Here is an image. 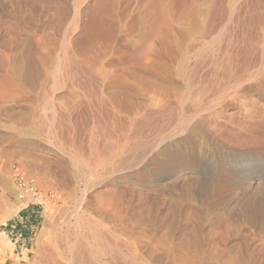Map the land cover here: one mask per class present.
Listing matches in <instances>:
<instances>
[{
  "label": "rangeland",
  "instance_id": "1",
  "mask_svg": "<svg viewBox=\"0 0 264 264\" xmlns=\"http://www.w3.org/2000/svg\"><path fill=\"white\" fill-rule=\"evenodd\" d=\"M263 3L0 0V233L40 208L15 264H36L56 232L68 258L94 259L91 251L109 246L115 264H264ZM93 14L102 28L89 35ZM147 31L162 37L152 40L157 73L143 66ZM191 38L221 41L228 55L207 48L197 53L207 66L196 65L194 52L182 57ZM246 40L259 44L249 56L239 49ZM231 72L222 99L208 105L203 87ZM164 98L176 104L161 116ZM26 183L36 197L2 221ZM7 250L0 245V264Z\"/></svg>",
  "mask_w": 264,
  "mask_h": 264
},
{
  "label": "bare ground",
  "instance_id": "2",
  "mask_svg": "<svg viewBox=\"0 0 264 264\" xmlns=\"http://www.w3.org/2000/svg\"><path fill=\"white\" fill-rule=\"evenodd\" d=\"M216 1V0H215ZM100 2V1H99ZM211 2H213V1H211ZM261 2V1H260ZM102 3V2H101ZM101 3H99L98 5H97V9H98V7L101 5ZM214 3V2H213ZM256 3V2H255ZM73 4V3H72ZM147 4V3H146ZM216 4V3H215ZM214 4V6L216 7V5L217 4H219L220 5V3L218 2L216 5ZM223 5V4H222ZM263 5H264V3H263ZM74 6V5H73ZM145 6V5H144ZM256 6V5H255ZM101 7V6H100ZM149 7H150V5H149ZM166 7V6H165ZM221 7V6H220ZM164 8V7H163ZM96 9V8H95ZM146 9V8H145ZM158 9H160V7L158 8ZM157 9V10H158ZM214 9V8H213ZM262 9V8H261ZM148 10V9H147ZM146 10V11H147ZM149 10H151V9H149ZM99 11V10H98ZM154 11H155V9H154ZM161 11L162 12H164V9H162V7H161ZM159 12V11H158ZM157 12V14H159ZM154 13V12H153ZM96 14V13H95ZM151 14H152V12H151ZM166 14V13H165ZM147 15V14H146ZM156 15V14H155ZM154 15V16H155ZM94 16H96V15H94L93 14V16H92V18H91V21H90V24H89V28L87 29V32H88V34L89 35H94L95 33H99L100 32V30H101V28H102V24H101V20H98L97 18H95ZM142 16V15H141ZM153 16V15H152ZM158 17H159V15H158ZM146 18V17H145ZM156 18V17H155ZM162 18H165V16L164 17H162V15H161V21H163L162 20ZM167 18V17H166ZM166 18H165V20H166ZM150 20H151V18H150ZM158 20V18H156V21ZM141 21V20H140ZM167 22H169L168 20H167ZM135 23V22H134ZM139 23V22H138ZM151 23V22H150ZM150 23H148V24H150ZM154 23V22H153ZM153 23H151L150 25H151V27H148V28H150L149 30V32L152 34V35H154V37H156L157 36V34H158V32L161 30H159L158 31V25H156V22L153 24ZM164 23H165V25L164 26H166V22L164 21ZM211 23V22H210ZM158 24V23H157ZM170 25V22L169 23H167V25ZM149 25V26H150ZM159 25H160V23H159ZM161 27H162V24L160 25ZM170 27V26H169ZM165 28V27H164ZM210 28V27H209ZM201 31V30H200ZM148 32V31H147ZM149 32H148V36L149 37H151V38H146V41H145V44H144V47L142 48V51L143 52H141V53H143V55H144V57H143V60L145 61V63H144V69H145V71H147V72H150V73H157L159 70H160V68H159V65L157 64V63H155V65H152L151 64V62H152V60H153V58L154 57H158V58H161V52H160V50L159 51H156L155 49H154V47H155V45H154V43L152 42V40L153 39H159V40H161L162 39V37L161 38H152V36H150L149 35ZM161 32V31H160ZM170 33V32H169ZM168 33V34H169ZM159 35V34H158ZM147 36V35H146ZM139 37V36H138ZM170 37V36H169ZM244 39V38H243ZM173 41V39H171V38H163V42L164 41H166L170 46H173V48L175 49V48H177V45H176V43L174 42L173 44H172V42H170V41ZM248 40V39H247ZM242 41L240 44H241V47L239 48L240 49V53L242 54V53H246V56H249V54H251L253 51H254V49L257 47V46H259V44H257V43H255V41ZM154 41V40H153ZM153 44H152V43ZM162 42V41H161ZM183 42V41H182ZM196 42H198L199 44H197ZM240 42V41H239ZM157 43V42H156ZM211 43V42H210ZM221 43V41L219 42V43H215V44H209V42H208V38H191L190 39V41H189V43L187 44V47H185V49H186V51L185 52H183L182 51V57H184L185 55H186V52H187V55H191L192 53L191 52H194L196 55H193L194 57H195V63H196V65H205V66H207L206 65V62L205 61H207L206 59L204 60H202V59H200L197 55L199 54V55H203V50H205V49H207V48H209V49H211L213 52H215V51H219V53H221L222 55H223V58L225 57V56H227L228 55V50H229V47L230 46H228V47H224L223 45H221L220 44ZM229 43H230V41H229ZM225 44H226V41H225ZM260 44H261V46H263L264 47V40H261L260 41ZM152 45L154 46V47H152ZM234 45V44H233ZM180 46V45H179ZM202 48V49H198V48ZM215 47V48H214ZM233 47V46H232ZM137 48V47H136ZM156 48V47H155ZM182 48V47H181ZM238 48V47H237ZM172 49V48H171ZM173 49V50H174ZM242 49H244V51L242 50ZM257 49V48H256ZM200 50H201V52H200ZM141 51V50H140ZM140 51H138V52H140ZM138 52H137V54H138ZM171 53L172 54H174V52H172V50H171ZM198 53V54H197ZM209 53H210V51H209ZM170 54V53H169ZM168 54V55H169ZM238 54H239V52H238ZM243 55V54H242ZM245 55V54H244ZM262 55V54H261ZM140 56V55H139ZM239 56H240V54H239ZM245 56V57H246ZM244 57V56H243ZM252 57V56H251ZM239 58V57H238ZM248 58V57H247ZM243 59V58H242ZM155 60V59H154ZM247 60L245 59V62H246ZM251 62V61H250ZM241 63H243L242 61H241ZM250 64V63H249ZM264 64V63H263ZM210 65V64H209ZM243 65V64H242ZM85 66V65H84ZM179 67H181L180 66V64H179ZM231 67V66H230ZM242 68V70H240L241 71V73H245L246 71H247V68H243V67H241ZM230 69V68H229ZM161 71L162 72H164V75L166 76V75H169V73H170V75H172V72H171V70H170V68H168L167 67V65H161ZM91 73V72H90ZM93 73V72H92ZM224 73V72H223ZM232 73L233 72H231V75L227 78L224 74H222V77H221V83H219V85L218 86H214V85H205L203 88V91H202V93H203V97H204V94H206V96H207V99H208V105L209 104H215L216 102H218L220 99H222V97H223V94H224V92L226 91V89H225V87H227V82L228 81H230L231 79H233V75H232ZM89 74V73H88ZM87 75V74H86ZM88 76V75H87ZM90 76H91V74H90ZM3 82V81H2ZM5 82V81H4ZM3 84V83H2ZM152 87V82L151 81H149V80H144V89H146L147 91L148 90H150V88ZM1 89V88H0ZM6 89V88H5ZM5 89H3V91H5ZM165 89V91L164 92H162L161 94H163L164 96H166V95H168L169 94V92H170V89H168V88H164ZM2 90V89H1ZM3 91H2V93H3ZM222 92V93H221ZM5 94H6V92H5ZM219 94V99H212L211 101H209V99H210V95H218ZM1 96H2V94H0ZM202 98V97H201ZM235 98H231V99H229L228 101H226V99H225V107L227 108V107H229V106H232V105H234L235 104ZM206 101V100H205ZM224 101V100H223ZM161 103H163V104H161L162 106H160V110H159V112L161 113V116H163V115H166V113H168V112H171L172 110L171 109H173L174 108V105L176 104L175 103V101L173 100V99H171V98H164V99H162V102ZM220 103V102H219ZM217 104V103H216ZM147 105V104H146ZM207 106V105H206ZM215 107V106H214ZM145 108H146V106H145ZM154 113V112H153ZM151 114H146L145 115V119H144V123H145V125H149L150 123H149V120L152 118L151 116H150ZM153 115V114H152ZM160 115V114H159ZM149 116L151 117V118H149ZM16 125V124H15ZM15 127V126H14ZM14 127H11V128H14ZM17 127V126H16ZM128 128V127H127ZM192 127H190V129H191ZM193 130H191V131H195L194 130V128H192ZM249 136V134L246 136V138ZM245 138V139H246ZM236 139V138H235ZM248 139V138H247ZM108 143V142H107ZM125 154V153H124ZM125 159V158H124ZM26 182V181H25ZM28 183V182H27ZM27 183H26V185H27ZM13 195H15V196H17V198H18V201L19 202H21L22 204H20L19 203V205H17V206H14L13 208H11V209H9L8 211H7V214L5 215V217H4V219L2 220V221H5V220H8V219H10L11 217H13L23 206L25 207V205L27 204V199L30 197V192L29 191H27V190H25V189H18L17 188V190H16V192L15 193H12ZM7 194L6 193H3L2 195H1V199H2V201H4V200H6V199H8V196H6ZM8 195H9V198H10V194L8 193ZM12 195V196H13ZM14 196V197H15ZM41 198V197H40ZM36 199V198H35ZM16 201H17V199H16ZM36 202V201H35ZM42 202V201H41ZM44 203V202H43ZM48 208V207H47ZM50 211V210H49ZM51 214V213H50ZM48 216H49V214H48ZM51 216V215H50ZM47 225V224H46ZM58 226V225H57ZM56 229V228H55ZM49 230V229H48ZM47 230V231H48ZM53 230H54V228H53ZM52 230V231H53ZM56 231H57V229H56ZM46 232V227L45 228H43V230L41 231V235H40V237L42 238V236L44 237V235L45 234H47V233H45ZM54 233V232H53ZM52 235V234H51ZM49 236H50V234H49ZM77 238H78V236H77ZM46 239V238H45ZM62 239H63V237H61L60 236V233H54L49 239H47V241L45 242V243H43L44 245H43V247H41L42 249H40V251L37 253V259L35 260V262H36V264H115L116 262H115V251H114V249L112 250V248L111 247H109V246H107L106 248L104 247V249H103V247H102V249H103V252L100 254V252L98 253L96 250V252H94V251H91L93 254H92V256L94 257V259H90L89 260V257H87V255L89 254L88 252L90 251V250H88V249H86V250H88L87 251V253L88 254H81L80 252V254L79 255H74V256H72V257H70V258H68L67 256H66V254H64V250H63V247H62V244H61V246H60V242H62ZM100 239V238H99ZM111 239V238H110ZM63 240H65V238L63 239ZM96 240V239H95ZM97 241V240H96ZM98 242H99V240H98ZM100 242H102L101 241V239H100ZM99 242V243H100ZM111 242V241H110ZM109 243V242H108ZM107 243V244H108ZM66 244V243H65ZM100 245V244H99ZM103 244H101V246H102ZM75 246V245H74ZM105 246V245H104ZM111 246V245H110ZM115 247V246H114ZM67 248V247H66ZM69 249V248H68ZM68 249H67V252H69L68 251ZM101 248H100V250H102ZM66 251V250H65ZM72 251H75V249L73 250L72 249ZM99 251V250H98ZM116 251H117V249H116ZM77 253H78V251H76ZM75 252V253H76ZM119 252H121V251H119ZM123 252V251H122ZM94 253H95V255H94ZM117 253L118 252H116V255H117ZM119 255H120V253H118ZM123 254V253H122ZM70 255V254H69ZM72 255V254H71ZM124 255V254H123ZM89 256V255H88ZM101 256H104V260H101ZM118 256V255H117ZM88 259H87V258ZM91 257V256H90ZM121 257V256H120ZM92 258V257H91ZM122 258H124V256H122ZM117 259V258H116ZM126 259V261L128 262V260H129V258H125ZM124 259V260H125ZM128 259V260H127ZM121 260H122V263H121ZM121 260H119L120 262H119V264H127V263H123V259H121ZM129 262H131V261H129ZM133 262V261H132ZM131 264H136V263H131ZM139 264V263H138Z\"/></svg>",
  "mask_w": 264,
  "mask_h": 264
},
{
  "label": "crops",
  "instance_id": "3",
  "mask_svg": "<svg viewBox=\"0 0 264 264\" xmlns=\"http://www.w3.org/2000/svg\"><path fill=\"white\" fill-rule=\"evenodd\" d=\"M35 211V208H31L23 212L21 216L7 224L3 232L0 233V245L4 244L8 249L6 257H1L5 261L4 264L9 261L11 264H15L14 261L24 260L26 251H29L30 234L37 221Z\"/></svg>",
  "mask_w": 264,
  "mask_h": 264
},
{
  "label": "built area",
  "instance_id": "4",
  "mask_svg": "<svg viewBox=\"0 0 264 264\" xmlns=\"http://www.w3.org/2000/svg\"><path fill=\"white\" fill-rule=\"evenodd\" d=\"M21 187H22V189H25V190L30 192V198L36 197L37 193H36V189L34 188L33 185L30 186V185L22 184Z\"/></svg>",
  "mask_w": 264,
  "mask_h": 264
},
{
  "label": "trees",
  "instance_id": "5",
  "mask_svg": "<svg viewBox=\"0 0 264 264\" xmlns=\"http://www.w3.org/2000/svg\"><path fill=\"white\" fill-rule=\"evenodd\" d=\"M34 206H32L31 208H33ZM36 210H38V211H35V215L37 216L38 214H39V210H40V208L38 207V206H35L34 207ZM37 218V217H36Z\"/></svg>",
  "mask_w": 264,
  "mask_h": 264
}]
</instances>
